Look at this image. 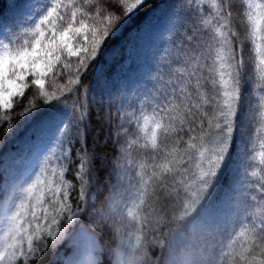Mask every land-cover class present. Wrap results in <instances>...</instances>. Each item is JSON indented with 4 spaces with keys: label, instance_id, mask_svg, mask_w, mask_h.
<instances>
[{
    "label": "snow or ice",
    "instance_id": "snow-or-ice-1",
    "mask_svg": "<svg viewBox=\"0 0 264 264\" xmlns=\"http://www.w3.org/2000/svg\"><path fill=\"white\" fill-rule=\"evenodd\" d=\"M11 7L0 264H264V0Z\"/></svg>",
    "mask_w": 264,
    "mask_h": 264
},
{
    "label": "trees",
    "instance_id": "trees-1",
    "mask_svg": "<svg viewBox=\"0 0 264 264\" xmlns=\"http://www.w3.org/2000/svg\"><path fill=\"white\" fill-rule=\"evenodd\" d=\"M19 2H21V0H0V16L11 19L15 11L11 7V4L19 3ZM160 3L161 0H152V7L146 9L145 12L141 14L140 19H143L144 16H147L150 13H152L153 9H155L156 6ZM136 23H139V21H137ZM118 43L119 41L114 42V45ZM158 43L159 41L154 36H144L138 41H136V46L132 50L133 59L135 61L134 68L138 67L140 68V71H132L130 73L131 82L133 85L135 84L137 78H142L143 73L147 71V68L151 62L152 53L155 51L156 47L158 46ZM114 68H115V64L112 65V69H109V71L114 70ZM92 79L94 80V77ZM97 99H100L99 95ZM103 103L104 102L102 101L101 104L98 105V107H102Z\"/></svg>",
    "mask_w": 264,
    "mask_h": 264
}]
</instances>
